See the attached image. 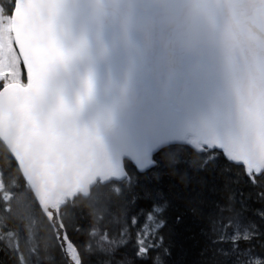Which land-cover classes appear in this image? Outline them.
Segmentation results:
<instances>
[{
	"label": "water",
	"instance_id": "obj_1",
	"mask_svg": "<svg viewBox=\"0 0 264 264\" xmlns=\"http://www.w3.org/2000/svg\"><path fill=\"white\" fill-rule=\"evenodd\" d=\"M45 2L63 7L30 24ZM16 12L29 78L6 89L21 119L10 135L0 110V140L55 232L64 199L103 183L108 159L148 135L165 142L150 106L169 105L180 134L211 138L217 109L264 83V0H21Z\"/></svg>",
	"mask_w": 264,
	"mask_h": 264
},
{
	"label": "snow or ice",
	"instance_id": "obj_2",
	"mask_svg": "<svg viewBox=\"0 0 264 264\" xmlns=\"http://www.w3.org/2000/svg\"><path fill=\"white\" fill-rule=\"evenodd\" d=\"M20 2L10 0V7L0 12V30L16 17ZM61 7L37 5L28 12L30 24L39 26ZM0 36L12 46L0 55L6 64L0 77V110L10 114L7 131L15 135L21 116L6 89L14 82L17 57L25 84L29 67L15 31H0ZM91 86L89 78V93ZM192 86L194 92L200 85L193 80ZM40 112L44 123L46 110L41 107ZM144 119L165 142L156 146L158 140L148 135L125 154L108 159L107 178L96 192L97 202L119 214L104 241L112 249L97 254L87 250L95 232L84 209L73 206L67 220L58 217L56 239L62 255L70 264H264V83L242 86L229 107L217 109L211 138L177 132L179 123L165 103L150 106ZM7 175L0 169V181ZM8 205L5 201L0 210L10 211Z\"/></svg>",
	"mask_w": 264,
	"mask_h": 264
},
{
	"label": "trees",
	"instance_id": "obj_3",
	"mask_svg": "<svg viewBox=\"0 0 264 264\" xmlns=\"http://www.w3.org/2000/svg\"><path fill=\"white\" fill-rule=\"evenodd\" d=\"M5 11L10 0H3ZM0 169L8 175L0 190V209L9 202L10 211L0 210V260L4 264H69L60 250L55 229L33 191L25 182L19 166L6 146L0 141ZM16 187H13V185ZM102 182L97 181L88 195L78 194L66 198L60 206V218L67 220V210L73 206L83 208L95 235L89 238L92 254L107 253L112 245L104 243L111 235L119 214L104 202L96 201V192ZM6 252L5 256L3 253ZM196 251H192L195 258Z\"/></svg>",
	"mask_w": 264,
	"mask_h": 264
},
{
	"label": "rangeland",
	"instance_id": "obj_4",
	"mask_svg": "<svg viewBox=\"0 0 264 264\" xmlns=\"http://www.w3.org/2000/svg\"><path fill=\"white\" fill-rule=\"evenodd\" d=\"M4 18L7 19V17H4ZM11 26H12V23L11 21H9L8 25H6L5 28L0 31H11ZM11 49H12L11 41L10 40L6 41L3 36H0V55H2L5 52H10ZM5 68H6V64L2 60H0V77H3L5 75ZM19 71H20L19 57H17L14 74H13L14 79L18 80V78L20 77Z\"/></svg>",
	"mask_w": 264,
	"mask_h": 264
},
{
	"label": "flooded vegetation",
	"instance_id": "obj_5",
	"mask_svg": "<svg viewBox=\"0 0 264 264\" xmlns=\"http://www.w3.org/2000/svg\"><path fill=\"white\" fill-rule=\"evenodd\" d=\"M21 81H22V79H21ZM0 184H1V182H0Z\"/></svg>",
	"mask_w": 264,
	"mask_h": 264
}]
</instances>
